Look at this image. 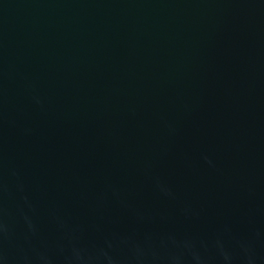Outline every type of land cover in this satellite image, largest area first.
<instances>
[{"label": "water", "instance_id": "obj_1", "mask_svg": "<svg viewBox=\"0 0 264 264\" xmlns=\"http://www.w3.org/2000/svg\"><path fill=\"white\" fill-rule=\"evenodd\" d=\"M0 264H264V0H0Z\"/></svg>", "mask_w": 264, "mask_h": 264}]
</instances>
